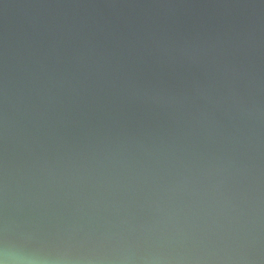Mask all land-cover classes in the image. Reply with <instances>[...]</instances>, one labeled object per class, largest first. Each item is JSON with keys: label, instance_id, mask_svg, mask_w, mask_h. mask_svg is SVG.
<instances>
[{"label": "clouds", "instance_id": "9594fccd", "mask_svg": "<svg viewBox=\"0 0 264 264\" xmlns=\"http://www.w3.org/2000/svg\"><path fill=\"white\" fill-rule=\"evenodd\" d=\"M0 264H264V0H0Z\"/></svg>", "mask_w": 264, "mask_h": 264}]
</instances>
